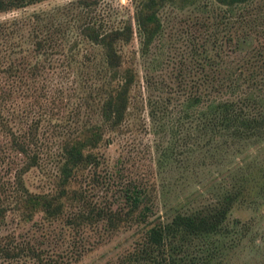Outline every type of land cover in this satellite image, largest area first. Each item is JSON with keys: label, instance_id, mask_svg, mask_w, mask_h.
<instances>
[{"label": "trees", "instance_id": "16d2710c", "mask_svg": "<svg viewBox=\"0 0 264 264\" xmlns=\"http://www.w3.org/2000/svg\"><path fill=\"white\" fill-rule=\"evenodd\" d=\"M41 1L0 0V12ZM99 1L0 20V260L73 264L92 250L88 234L126 229L107 264H221L255 221L234 207L264 206V0H130L132 15L113 21L95 14ZM59 69L75 81L64 116ZM132 117L161 135L157 164L193 185L160 208L148 180H119L102 201L75 184ZM183 156L218 175L198 179ZM33 168L50 188L28 187ZM9 218L42 231L3 233Z\"/></svg>", "mask_w": 264, "mask_h": 264}, {"label": "rangeland", "instance_id": "374dc122", "mask_svg": "<svg viewBox=\"0 0 264 264\" xmlns=\"http://www.w3.org/2000/svg\"><path fill=\"white\" fill-rule=\"evenodd\" d=\"M69 1L73 0H43L24 8L0 12V20H9L14 17L27 18L31 17L35 12L50 15L53 18L56 17V8L65 5ZM94 12L102 19L113 21L121 17L131 16L132 6L130 0H100ZM25 31L26 28H24L23 33ZM136 46L137 41L134 38L124 47L127 55L131 54V51L136 49ZM61 53L53 54V61L55 63L64 62ZM57 74H59V77L55 76L53 80L66 87L61 92L62 99L58 100V115H69L71 105L68 101L73 99V97L68 99V93H70V88L75 86V81L74 85L73 83L71 85L69 81L71 80V76L68 70L61 72V69H59ZM84 112H86V108L83 109L82 113ZM138 115L144 117L145 112L141 111ZM159 136L162 138L161 135L154 137L146 125L140 124L133 117L129 118L125 130L118 133L111 143L100 144L98 151L102 163L93 171L88 170L81 175L79 174L75 181L76 186L84 189L92 200L102 201L107 197L106 195L111 193L113 184L119 180H148L150 183H154V188L158 191L157 202L159 208L163 207V204L173 201L180 193L190 191L193 185H188L189 179L186 182L179 180L183 169L172 164V162L166 163L162 167L157 164L158 152L156 151V143ZM191 158L193 157L183 156V160H187L188 166H193L194 169H197L195 171H197L198 179L207 180L212 174L218 175L217 170L219 167L215 163L209 161L203 162L200 158L194 162ZM24 177L28 187L36 191L48 189L53 183L52 178L45 177V171L36 168L29 170L25 173ZM189 177H192V175L187 178ZM232 216L243 219L254 216L255 221L249 234L227 251L221 264H264V206H261L259 209L236 206L233 209ZM36 218H38V215ZM59 226L57 223L55 232ZM11 230L15 231V235L20 238L29 235L31 237L39 236L42 231L41 228H36L30 223L23 224L15 218H9L1 232L4 233ZM101 233L103 236L98 235L96 232L88 234L89 246L92 250L86 253L81 260L73 264H107L109 261L115 259L117 253L123 250L127 246V243H129L130 230L122 229L111 235H106L102 231ZM69 237H71V234L66 233L63 242L61 244L58 243V249L65 247V243ZM23 262L18 260L10 263L0 260V264H23Z\"/></svg>", "mask_w": 264, "mask_h": 264}]
</instances>
